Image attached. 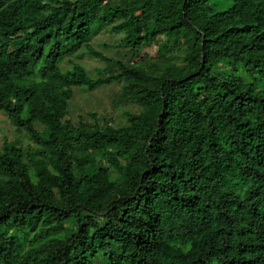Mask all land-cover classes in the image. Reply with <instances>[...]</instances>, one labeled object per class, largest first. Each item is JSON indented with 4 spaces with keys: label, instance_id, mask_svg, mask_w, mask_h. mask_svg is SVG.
Returning a JSON list of instances; mask_svg holds the SVG:
<instances>
[{
    "label": "trees",
    "instance_id": "1",
    "mask_svg": "<svg viewBox=\"0 0 264 264\" xmlns=\"http://www.w3.org/2000/svg\"><path fill=\"white\" fill-rule=\"evenodd\" d=\"M213 1L0 0V264H264V0ZM113 83L122 121L72 120Z\"/></svg>",
    "mask_w": 264,
    "mask_h": 264
},
{
    "label": "rangeland",
    "instance_id": "2",
    "mask_svg": "<svg viewBox=\"0 0 264 264\" xmlns=\"http://www.w3.org/2000/svg\"><path fill=\"white\" fill-rule=\"evenodd\" d=\"M115 1V0H114ZM229 5V0H214L212 6L214 9H225ZM122 34H115L108 29L100 28L91 38V46L98 52L103 53L106 57L122 59L125 54L131 56V60L135 63L144 65H152L153 62L163 60L164 56L173 54L174 61L180 62L181 47H172L167 53L159 52L158 44H152L148 47L130 51L119 47ZM171 52V53H169ZM169 53V54H168ZM172 60V59H171ZM78 63L84 66L87 73L96 78L99 71L104 69L105 63L97 58L89 57L86 53L79 59ZM110 73V72H108ZM106 75V74H104ZM121 94V87L116 84H110L100 89L89 91H75L74 98L71 102L70 113L73 121L82 119L83 121H91V112L96 113L100 118L104 117L115 122L123 119V113L129 107L127 105L113 108L112 100ZM14 128L8 123L6 117L0 114V146L5 137L12 140Z\"/></svg>",
    "mask_w": 264,
    "mask_h": 264
}]
</instances>
